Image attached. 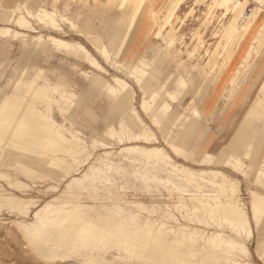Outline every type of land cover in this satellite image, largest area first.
Here are the masks:
<instances>
[{"label":"bare ground","instance_id":"1","mask_svg":"<svg viewBox=\"0 0 264 264\" xmlns=\"http://www.w3.org/2000/svg\"><path fill=\"white\" fill-rule=\"evenodd\" d=\"M239 4L212 0L210 9H219L224 19ZM248 12L239 18L240 30L247 34L257 27L253 20L246 21ZM121 20L113 18V24ZM64 27L95 55L78 42L57 37L65 33ZM105 28L101 33L83 28L53 7L21 2L0 6V39H19L33 50L51 48L68 63L78 61L103 73L97 58L117 70L126 69L121 56L117 59L118 50L106 44ZM234 34L232 25L227 38ZM138 62L143 67L130 65L126 74L141 93L139 112L155 131L135 110L134 89L119 77L110 83L97 74L82 75L90 83L85 92L100 89L119 111L129 110L138 132L121 120L119 132L108 124L96 140L74 127L84 111L63 74L23 64L0 86V181L10 189L0 184V211L14 217L12 224L26 247L45 264H250L248 242L254 229L255 253L264 264V156L255 159L250 144L224 158L208 152L198 155L193 144L205 127L200 113L193 108L183 122L173 108L187 90L186 80L174 78L172 72L159 79V69ZM258 93L264 96V75ZM262 102L257 108H264ZM169 127L187 135L170 136ZM240 133L232 139L246 142L250 131ZM130 140L132 144L116 149L117 143ZM95 143L111 147L96 154ZM84 161L87 168L74 176ZM240 179L248 189L245 200L240 198ZM37 181L52 182L54 189L65 183L40 205L37 197L28 195ZM134 182L143 184L144 196L152 201V188L164 189L171 204L162 208L135 193L128 197V184Z\"/></svg>","mask_w":264,"mask_h":264},{"label":"rangeland","instance_id":"2","mask_svg":"<svg viewBox=\"0 0 264 264\" xmlns=\"http://www.w3.org/2000/svg\"><path fill=\"white\" fill-rule=\"evenodd\" d=\"M238 1L240 4L234 13L229 12L224 19L219 9H210L212 0H0V6L21 2L26 6L47 9L53 7L64 12L83 28L92 31L98 28L97 31L101 33L106 26L104 31L106 44L111 46L113 51L118 50L117 59L121 56L126 69L134 64L143 67L138 62L141 60L148 67L161 71L159 79L172 72L174 78L186 80L187 90L180 95L173 108L181 121L186 120L193 108L200 113L199 121L205 127L193 144L198 155L208 152L220 154L224 158L227 154H239L250 144L252 155L256 159L264 156V108L256 106L261 101L264 103V96L258 93V86L264 75V0ZM87 10L89 12L86 13L88 15L86 17ZM246 11L250 12L247 13L246 21L253 20L252 24L257 26L248 34L241 32L239 26L240 15ZM180 17L184 20L181 21ZM113 18L122 19L123 22L113 24ZM232 25L235 37L227 38ZM16 29L23 33L27 32L24 28ZM64 29V34L56 36L70 42H78L95 55L93 49L80 41L77 35L69 32L66 27ZM259 32L262 34L256 35ZM44 33L45 30H42L41 34ZM97 60L102 64L105 73L93 70L78 61L68 63L69 60L61 55V52L58 54L51 48L33 50L19 39L12 41L0 39V86L23 64L29 69L38 66L50 73L63 74L75 87L78 103L84 111L80 118L81 125L74 127L79 129L85 138L92 137L96 140L108 124L119 132L121 120L130 131L138 132L136 124L129 120V115L132 116L128 113L129 110L124 113L119 111L115 102L106 97L100 89L94 90L91 87L88 93L85 92L90 83L84 80L82 75L83 72L97 74L110 83H113L112 77H119L134 89L132 104L146 126L155 131L156 129L139 112L141 108L138 102L141 93L127 76V70H117L107 62L99 58ZM178 62L181 65L177 68ZM171 87L174 88V85ZM251 109L257 111L251 112ZM168 131L170 136L187 135L174 127H169ZM236 131L241 133L250 131L249 138L246 142L243 141L245 143L240 139H232ZM257 133L259 138L256 137ZM192 138L190 135L188 140ZM130 143L133 141L130 140L126 144L117 143L115 147L118 149ZM95 145L96 154L111 147L96 143ZM87 166L88 161L81 163L74 176L82 174ZM23 181L28 183L26 180ZM64 183L65 181L59 183L54 189L51 187L52 182L37 181L32 184L28 195L37 197L40 200L38 204L41 205L58 194ZM0 184L7 188L2 181ZM239 188L240 198L245 200L248 189L241 179ZM143 189L142 183L134 182L128 184L126 193L128 197L135 193L145 202L159 203L162 208L165 203L171 204L164 189L160 188V191H157L152 188L154 201L144 196ZM13 219L14 217L7 211H0V264H45L26 247L20 233L12 224ZM255 244L254 229L248 242L251 254L249 263L263 264L255 253Z\"/></svg>","mask_w":264,"mask_h":264}]
</instances>
